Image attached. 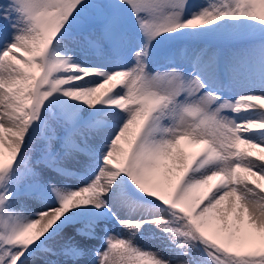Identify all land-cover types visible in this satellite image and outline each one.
<instances>
[{
    "label": "snow or ice",
    "instance_id": "6c2138e0",
    "mask_svg": "<svg viewBox=\"0 0 264 264\" xmlns=\"http://www.w3.org/2000/svg\"><path fill=\"white\" fill-rule=\"evenodd\" d=\"M259 181L264 0L0 2V264H264Z\"/></svg>",
    "mask_w": 264,
    "mask_h": 264
},
{
    "label": "rangeland",
    "instance_id": "374dc122",
    "mask_svg": "<svg viewBox=\"0 0 264 264\" xmlns=\"http://www.w3.org/2000/svg\"><path fill=\"white\" fill-rule=\"evenodd\" d=\"M0 2H2V0H0ZM192 3H195V4H200V3H204L205 0H191ZM205 44L203 42H198L196 44H189L188 47L191 48V47H204ZM159 47H162V46H158ZM210 47L212 49H219L221 54H224L227 52V49L229 46L227 45H216V44H212L210 45ZM17 56L18 58L21 57V54L20 53H17ZM151 71H156L157 68L156 66H150V69ZM163 70V69H161ZM107 87V85L105 86ZM225 98H231L230 97V94L228 93H225ZM121 146L123 147H127V141L124 139V138H121V140L118 142ZM187 143H190L189 141L187 140H184V141H181V146L184 148L185 152L188 153V154H191L197 150H199L200 148L203 147L202 144H192L190 143L192 146H193V149H189L187 147ZM246 147V146H245ZM195 148H199V149H195ZM188 149V150H187ZM258 151V150H256ZM4 152H5V160H7V149H4ZM115 159V158H113ZM72 170H76L75 168H73L71 166V164L69 165V171H72ZM210 183H214V181L210 182ZM259 183L261 184H264V181H259ZM118 196L121 197V198H124L126 200H128L130 203L134 204L135 206L132 207L129 211H131V213L135 216V215H149L151 214L152 212L155 211L154 209V206L146 201H143V200H137L136 197L131 194L130 192H128L127 189H120L118 190ZM32 204V207L34 210H38V205H39V202L37 201H33L31 202ZM115 210V209H114ZM108 231L113 234V235H116V234H123L124 236L123 237H118V238H125L127 239L129 237V232L127 230H124L122 229L119 225H116L113 222H110L108 224ZM75 228H76V225H67L63 231L64 233L66 234V236H75V239L78 241V240H81V242H86V243H89V244H92L98 248H100L101 251H103L104 247L106 245H104L102 242H101V239L99 238V236L92 240V241H83L82 238H80L79 236H76L75 235ZM156 233L158 234L159 233V229L155 228V226H151V225H145L141 231V234H138L137 237H134V242L141 248H145V249H151L152 251H156L157 249H161L162 248V245L161 243L159 242V240L155 239L153 237V234ZM102 235V233L100 234ZM117 236V235H116Z\"/></svg>",
    "mask_w": 264,
    "mask_h": 264
},
{
    "label": "bare ground",
    "instance_id": "6f19581e",
    "mask_svg": "<svg viewBox=\"0 0 264 264\" xmlns=\"http://www.w3.org/2000/svg\"><path fill=\"white\" fill-rule=\"evenodd\" d=\"M241 147H245V145H241ZM194 150V149H193ZM253 151H256L255 149H253ZM117 235V237H123L124 235L123 234H121V233H119V234H116Z\"/></svg>",
    "mask_w": 264,
    "mask_h": 264
}]
</instances>
